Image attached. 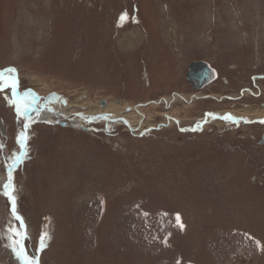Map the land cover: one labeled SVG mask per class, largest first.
<instances>
[{
    "label": "rangeland",
    "instance_id": "rangeland-1",
    "mask_svg": "<svg viewBox=\"0 0 264 264\" xmlns=\"http://www.w3.org/2000/svg\"><path fill=\"white\" fill-rule=\"evenodd\" d=\"M1 73L0 264H264V0H0Z\"/></svg>",
    "mask_w": 264,
    "mask_h": 264
},
{
    "label": "water",
    "instance_id": "water-1",
    "mask_svg": "<svg viewBox=\"0 0 264 264\" xmlns=\"http://www.w3.org/2000/svg\"><path fill=\"white\" fill-rule=\"evenodd\" d=\"M9 76L10 75H5L1 73L0 79H6V77H9ZM13 77L16 79L15 75ZM215 77H216L215 70L205 61L197 60V61H192L191 63L188 64V68L186 72V80L189 83H191L192 88L194 89H201L205 84L214 80ZM15 87H16V83H15ZM15 87H14L13 95H15L16 97H20L21 95H17ZM51 95H53L54 97H57L55 93H51L50 96ZM101 104H104V101H102ZM42 107H44V104H42ZM24 133H26L27 136L29 134L27 130H25ZM12 170L13 168L11 169V171ZM11 211H12V205H11ZM18 221L21 223L22 230L25 231V223L23 222L22 218Z\"/></svg>",
    "mask_w": 264,
    "mask_h": 264
},
{
    "label": "snow or ice",
    "instance_id": "snow-or-ice-1",
    "mask_svg": "<svg viewBox=\"0 0 264 264\" xmlns=\"http://www.w3.org/2000/svg\"><path fill=\"white\" fill-rule=\"evenodd\" d=\"M123 18V16H122ZM11 71V70H9ZM12 87H15V81H12ZM17 111H20V108H17ZM224 119L226 120H233V119H237L235 117H232L230 114L225 115ZM262 123H264V121H261ZM29 125L25 124L24 127L27 128ZM28 139V136L26 133L21 132L20 135L18 136V141L20 143L21 148H26V141ZM21 159V155H17L14 159V162L19 161ZM3 188V194L8 198L9 202L12 205V213L13 215L16 216L17 220H20L21 218L19 217V215L16 213V209H15V195H14V185L12 183V175L11 172H9L8 174V178L7 181L2 185ZM177 221L179 222V216H177ZM182 227V225H181ZM17 235H19V233H16ZM43 240V238H42ZM17 243H19V241H17ZM20 255L24 256V261L25 264H36V261L34 258L28 257L26 254L23 253V248L21 247L20 252L18 253Z\"/></svg>",
    "mask_w": 264,
    "mask_h": 264
},
{
    "label": "bare ground",
    "instance_id": "bare-ground-1",
    "mask_svg": "<svg viewBox=\"0 0 264 264\" xmlns=\"http://www.w3.org/2000/svg\"><path fill=\"white\" fill-rule=\"evenodd\" d=\"M89 36H90V35H89ZM89 43H90V42H89ZM95 50H97V49H95ZM97 51H98V50H97ZM213 69H214V68H213ZM215 72H216V71H215ZM5 74H6V73H5ZM6 78H11V79H12L11 82H12V81H15V83H17V82H16V79H15L13 76H12V77L9 76V77H6ZM207 84H208V83H207ZM205 85H206V84H205ZM205 85H204V86H205ZM31 93H33V92H31ZM31 93H30V94H31ZM17 95H18V94H17ZM26 95H28V93H27ZM33 96H34V93H33ZM24 97H26V96H20V97H17V99L23 101V100H24ZM77 103H78V102H77ZM107 106H108V105H106V107L103 106V107H101L100 109H101V110H104L105 108H107ZM97 107H98V106H97ZM144 107H145V106H144ZM144 107L142 108V110H141V108H139V110H141V111L143 112V111L145 110ZM145 108H146V107H145ZM27 109L29 110V107H27ZM108 109H109V108H108ZM167 109H168V108H167ZM34 111H35L36 113H34L33 115L30 114L31 116H28V114H27V120H28L29 123H32L35 119H38V118H36V116H37V117L40 116V115H39V114L41 113L40 110H37V109L34 108ZM112 111H114L113 108H112ZM123 112H124V111H123ZM138 112H140V111H138ZM261 113H262V112H261ZM145 114H146V113H145ZM259 115H260V114H259ZM121 116H123V115H121ZM124 116H125V115H124ZM124 116H123V117H124ZM128 116H129V115H128ZM263 116H264V115H263ZM40 117L43 118L44 116H40ZM113 117H114V116H113ZM129 117H130V116H129ZM141 117H142V116H141ZM147 118H148V117H146V119H147ZM127 119H128V118H127ZM133 119H134V118H133ZM148 120H149V118H148ZM116 122H122V117H119V120L116 121ZM129 124H130V123H129ZM3 131H4V130H3ZM60 133H61V132H60ZM13 166H14V165H13ZM11 169H12V168L8 169V174H9V172H11V175H12V174H13V172H12L13 170L11 171ZM8 174H7V175H8ZM5 179H6V178H5ZM6 181H7V180H6ZM6 181L3 180V178H2V183H3V184H4ZM3 184H2V185H3Z\"/></svg>",
    "mask_w": 264,
    "mask_h": 264
},
{
    "label": "flooded vegetation",
    "instance_id": "flooded-vegetation-1",
    "mask_svg": "<svg viewBox=\"0 0 264 264\" xmlns=\"http://www.w3.org/2000/svg\"><path fill=\"white\" fill-rule=\"evenodd\" d=\"M190 85H191V83H190ZM192 86V85H191ZM194 89V88H193ZM31 91L30 92H28V95L27 96H31V97H33V99H34V96H33V93H31ZM50 98H55L56 100L58 99V97H54L53 95H51V96H49L48 98H46L47 100L48 99H50ZM66 106V105H65ZM51 111V110H50ZM34 113H36L35 111H34ZM40 116H44V115H46V112L45 111H41V113L39 114ZM47 116V115H46ZM36 118H38V117H36Z\"/></svg>",
    "mask_w": 264,
    "mask_h": 264
}]
</instances>
